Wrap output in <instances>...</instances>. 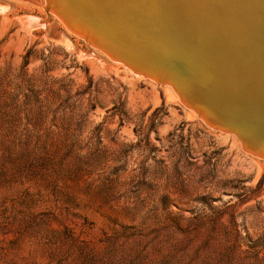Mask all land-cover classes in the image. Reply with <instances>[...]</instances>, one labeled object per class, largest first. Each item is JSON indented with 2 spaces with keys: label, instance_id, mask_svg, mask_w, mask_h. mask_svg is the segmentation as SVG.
Instances as JSON below:
<instances>
[{
  "label": "rangeland",
  "instance_id": "374dc122",
  "mask_svg": "<svg viewBox=\"0 0 264 264\" xmlns=\"http://www.w3.org/2000/svg\"><path fill=\"white\" fill-rule=\"evenodd\" d=\"M144 75L0 0V264H264V149Z\"/></svg>",
  "mask_w": 264,
  "mask_h": 264
},
{
  "label": "water",
  "instance_id": "95a60500",
  "mask_svg": "<svg viewBox=\"0 0 264 264\" xmlns=\"http://www.w3.org/2000/svg\"><path fill=\"white\" fill-rule=\"evenodd\" d=\"M62 9L72 16V20L82 25L95 34L98 44L103 49L117 57L125 63L148 71L150 73H159L167 78L172 85L180 92L183 99L189 100L193 107L203 111V118L211 121L219 128L230 130L239 136L245 142H252L258 147L264 149V140L248 133L239 128L230 121L242 122L251 129H264V125L258 124L262 128H258L251 120L246 119L243 112L249 111L254 113L251 119L261 120L264 123V0H144L143 2L151 5L146 9L143 5L140 8V15L146 14L149 19H143L141 26L149 29L150 32L158 34L164 32H177V36H187L196 34H205L206 40L203 44H197L196 52L204 54L206 62L197 61L194 54L189 50H179L180 55L170 54L174 60L170 61V65L180 68L184 71L182 76L185 79L186 86L179 85L165 75L168 73L167 67L160 68L156 64L148 65L145 61L150 58H160V62L168 61L169 54L155 56L152 47H144L142 38L136 34L120 30L114 26V23H122L126 19L132 18L133 11L137 10L136 4L139 2L119 1L117 6L109 7L120 18L109 19L111 17L104 9H93L86 5L83 0H72L78 6L82 5L81 19L73 15L69 11V6L65 4V0H59ZM99 3L108 2L107 0H96ZM142 2V3H143ZM170 5L175 6V12L169 8ZM258 9V10H257ZM61 10V9H60ZM257 10V11H256ZM62 11V10H61ZM242 11V12H238ZM63 12V11H62ZM236 12L242 19H235ZM213 15H218L217 19ZM77 18V19H74ZM90 18V19H89ZM244 20L247 29L244 30L239 21ZM257 28V34L254 29ZM193 29L192 32H189ZM100 30V32H99ZM128 34L129 41L134 42L127 44V38L121 34ZM134 35V36H133ZM247 37V38H246ZM200 41L202 38H196ZM144 41L147 44H159L153 39ZM238 43L237 45H229L227 43ZM142 46V47H141ZM146 57H149L148 59ZM155 57V58H154ZM176 57V59H175ZM170 57V59H173ZM159 60V59H158ZM198 62V63H197ZM154 63V62H153ZM195 65H204L206 71L211 76L202 74L197 76ZM237 68L238 73L235 74L234 69ZM186 69V70H185ZM176 71V70H174ZM199 93L206 102L214 105L210 101L213 96L223 101L221 104L225 107H215L219 113L225 118L213 113L204 106L199 100ZM213 95V96H212ZM199 99V100H198ZM215 102V101H214ZM187 104V103H185ZM188 105V104H187ZM259 122V121H255ZM262 131V130H260Z\"/></svg>",
  "mask_w": 264,
  "mask_h": 264
},
{
  "label": "bare ground",
  "instance_id": "6f19581e",
  "mask_svg": "<svg viewBox=\"0 0 264 264\" xmlns=\"http://www.w3.org/2000/svg\"><path fill=\"white\" fill-rule=\"evenodd\" d=\"M31 1V0H29ZM35 1V0H34ZM38 1V0H37ZM84 2H86V5L93 9H97V6L98 8H100L101 10L104 9L103 12H106L108 15H110L111 17H109V19H115L114 17L116 18H120L119 15H117L114 11H112L109 7L111 6H117V3L120 1H127V0H107L108 2H105L104 3H99L97 2L96 0H83ZM129 1H132V2H139L136 4V8L137 10H134L133 11V14L135 15H132V18H134V16H136L135 19H126L128 22H126L125 20L122 22V23H114L113 25L118 27L120 30H123V31H126V32H129L130 34H136L139 38L141 37L142 38V42H141V45L142 43L144 44V47H152L154 53H152V55H155V56H161V55H164L162 53H166L167 55L170 53L172 55H180V51L179 50H183L182 47L184 48V50H189L190 52H196V46L197 44H203L204 40H206V35L205 34H196V35H187V36H177V32H170L169 34H166L164 32H159L158 34H154L152 32L149 31L148 28L144 27V26H141L140 25V22L143 23V19H149V17L144 14L143 16L140 15V8H141V5H143L146 9L150 8L151 5H149L148 3L145 4V2H143L144 0H129ZM65 4H67L69 7V11L73 13L74 16H78L80 17L81 19H88V18H84V17H81V12H79V9H82L81 7H83L82 5L78 6V4H75L72 0H65L64 1ZM143 2V3H142ZM48 3L49 5L53 8V10L57 11V13H59L62 17L64 18H67V19H70L72 24H74L75 27H77V29H80L82 30V33H86V35L88 36H91L92 39L96 42L97 46H99L98 44V39L97 37L95 36V34L93 32H91L90 30H88L87 28L83 27L82 25L80 24H77V21H74L72 20V16L67 14L64 9H62V5H60V1L59 0H48ZM47 4V3H46ZM169 8L171 9L172 12H175L176 10H174L176 7L173 6V5H170ZM63 11H61V10ZM258 10V9H257ZM256 10V11H257ZM239 13L242 12V11H238ZM236 14V17L235 19H242L236 12H234ZM76 16V17H77ZM215 17V19H217V16L218 15H213ZM74 19H77L74 17ZM90 19V18H89ZM239 25H241V27L246 30L247 29V24H246V21L244 20H240L239 21ZM43 26V25H42ZM257 28L256 27L254 29V33L257 34ZM193 29H191L189 32H192ZM100 32V30H99ZM123 34V32L121 33ZM126 38H127V44L128 45H131L133 44L134 42L129 41V37L128 34H123ZM134 36V35H133ZM202 38V40L197 41L196 38ZM247 38V37H246ZM147 39H153L154 41H157L159 42V44H154L155 46H152V44H147L146 42L144 41H148ZM228 46L233 44V45H237L238 43H227ZM143 46V45H142ZM141 46V47H142ZM101 47V46H99ZM102 48V47H101ZM103 49V48H102ZM179 49V50H178ZM107 54H109L111 57L119 60L117 57H115L114 55H112L111 53H109L107 50L103 49ZM183 50V51H184ZM169 54V56L171 58H173L171 55ZM194 56L196 57L197 61L201 60V61H204L206 62V56L204 54H199L198 52H196L194 54ZM170 57H167L168 58V61H165L164 63L162 62L161 63H158L160 62V58L162 57H159L158 59L155 58V59H152L150 58L149 60H151L150 62L148 60H146L145 62L148 64V65H151V66H154L156 64L157 67H160V68H165L167 67V72H165V75L167 77H169L170 79H172L173 81H176L177 83H179V85H184L186 86L185 83V79L182 77V76H185V75H182L184 73L183 70H181L180 68L178 67H175L173 65H170V61L174 60L173 59H170ZM147 59L149 57H146ZM176 59V57H175ZM119 61H122V60H119ZM125 63V61H122ZM154 62V63H153ZM117 63V62H116ZM198 63V62H197ZM127 64V63H125ZM128 66L134 68L137 72H141L142 74H145V75H148L152 78V76H155V78L157 80H160L159 78H161V75L159 73H150L148 71H143L141 69H138L136 67H133L129 64H127ZM126 67V66H124ZM128 67H126L127 69ZM195 72H191L193 74V76H195V74H198L197 76H203L202 74H205L207 76H211L210 72L206 71V69L204 68V65H199V67H197V65H195ZM130 70V69H129ZM176 70V71H174ZM186 70V69H185ZM234 72L235 74L238 73L237 71V68L234 69ZM133 74V73H132ZM138 75V74H137ZM144 75V76H145ZM139 76V75H138ZM168 80V79H167ZM169 81V80H168ZM156 83V82H155ZM158 85V84H157ZM167 85V84H166ZM197 93V92H196ZM198 96H199V99L201 100V103L202 104H206V100H204L202 97H200L201 95L199 93H197ZM219 100V101H218ZM217 101L220 103V105H222L221 103L223 101H221L219 98L217 99ZM219 116V115H218ZM259 121V120H258ZM232 122V121H231ZM214 125V124H212ZM261 125H264V123H261ZM218 126V125H217ZM248 127V126H247ZM246 127V128H247ZM261 127L259 126V129ZM225 130V129H224ZM261 130V129H260ZM258 130V137L263 139L264 140V131H260ZM246 131V130H245ZM248 132V131H247ZM252 134V133H251ZM256 136V135H255Z\"/></svg>",
  "mask_w": 264,
  "mask_h": 264
}]
</instances>
